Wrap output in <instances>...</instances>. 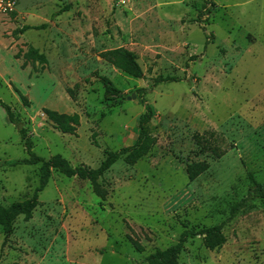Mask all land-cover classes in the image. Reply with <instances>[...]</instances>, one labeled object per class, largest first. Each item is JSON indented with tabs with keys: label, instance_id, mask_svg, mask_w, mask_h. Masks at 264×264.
Returning <instances> with one entry per match:
<instances>
[{
	"label": "rangeland",
	"instance_id": "obj_1",
	"mask_svg": "<svg viewBox=\"0 0 264 264\" xmlns=\"http://www.w3.org/2000/svg\"><path fill=\"white\" fill-rule=\"evenodd\" d=\"M30 47L46 61L27 58ZM117 48L136 55L142 77L102 57ZM165 76L176 80L158 81ZM145 104L149 152L132 165L121 156L94 181L52 169L32 217L17 216L4 244L0 226V264H149L145 257L184 229L196 234L179 264H264V198L252 190L264 183V0L0 7V205L29 198L39 183V163H16L28 156L21 129L36 155L94 169L134 142ZM46 109L78 113L75 131H59ZM195 133L212 134L222 155L199 152ZM193 160L209 167L189 181L185 162ZM216 224L225 242L211 250L197 231Z\"/></svg>",
	"mask_w": 264,
	"mask_h": 264
},
{
	"label": "trees",
	"instance_id": "obj_2",
	"mask_svg": "<svg viewBox=\"0 0 264 264\" xmlns=\"http://www.w3.org/2000/svg\"><path fill=\"white\" fill-rule=\"evenodd\" d=\"M68 6H65L62 11L67 10ZM44 24L39 26H29L22 25L17 29V31L23 32L29 28H41ZM27 58L32 61L39 60L41 62L46 61V57L43 53H39L36 49L30 47L26 53ZM102 57L120 68L125 73L140 78L143 75L142 68L137 61L136 55L124 48H117L106 50L102 53ZM102 82L105 87L109 90H117L109 78L102 76ZM176 80L174 76H165L158 79V81H171ZM2 107L5 110L7 119L10 122L17 121V115L12 110L11 106L1 102ZM45 113L48 118L55 124L56 128L63 133H73L76 126L79 124V114L78 113H64L58 112L52 109H46ZM152 116L151 107L145 104V110L138 117L137 122V136L131 145L124 146L118 150L108 151L104 159L100 164L94 168L90 169L84 165H72L69 160L63 157L61 154H54L48 159L36 155L32 151V142L25 129H21V137L24 142L28 156L16 161V163H27V164H40L39 167V183L34 189L32 195L23 201H14L9 205H0V226L3 231V242L7 241L9 236L13 232V222L17 216L22 215L25 220L32 217V212L38 203V193L45 187L48 183L51 175V170L55 169L60 173L72 177L77 176L81 179H89L94 181L98 176H101L106 170H108L112 164H114L118 159L123 156V160L132 165L138 159L146 155L151 149L152 145L155 143V137L152 136L146 129V124L149 122ZM195 143L198 145L199 152H207L212 154L214 157H220L222 151L218 149V146L214 143L215 139L212 138V134L209 137L205 134L195 133L193 135ZM209 163L206 160H193L185 162V171L187 173L189 181L194 180L201 173L207 170ZM254 195L256 197L264 198V183L254 182L252 187ZM236 207H233L231 214H234ZM201 236L204 244L209 249L213 250L219 248L225 242V235L222 231V224H216L208 227H203L197 231ZM196 233L189 229H184L177 241L168 246L165 249L157 250L145 257V261L149 264H179L178 256L184 248V243L188 237L194 236ZM139 249L138 243H134Z\"/></svg>",
	"mask_w": 264,
	"mask_h": 264
},
{
	"label": "built area",
	"instance_id": "obj_3",
	"mask_svg": "<svg viewBox=\"0 0 264 264\" xmlns=\"http://www.w3.org/2000/svg\"><path fill=\"white\" fill-rule=\"evenodd\" d=\"M15 6V0H0V7L3 10L13 11Z\"/></svg>",
	"mask_w": 264,
	"mask_h": 264
},
{
	"label": "water",
	"instance_id": "obj_4",
	"mask_svg": "<svg viewBox=\"0 0 264 264\" xmlns=\"http://www.w3.org/2000/svg\"><path fill=\"white\" fill-rule=\"evenodd\" d=\"M18 127H20V125H18Z\"/></svg>",
	"mask_w": 264,
	"mask_h": 264
}]
</instances>
